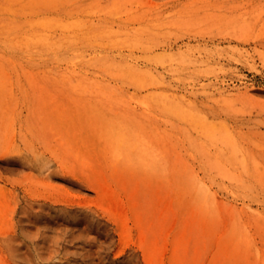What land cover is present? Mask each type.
Segmentation results:
<instances>
[{
  "label": "rangeland",
  "instance_id": "rangeland-1",
  "mask_svg": "<svg viewBox=\"0 0 264 264\" xmlns=\"http://www.w3.org/2000/svg\"><path fill=\"white\" fill-rule=\"evenodd\" d=\"M0 264H264V0H0Z\"/></svg>",
  "mask_w": 264,
  "mask_h": 264
}]
</instances>
